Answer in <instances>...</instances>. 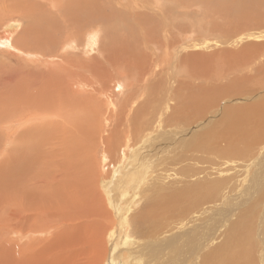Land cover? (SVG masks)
<instances>
[{
    "label": "rangeland",
    "instance_id": "obj_1",
    "mask_svg": "<svg viewBox=\"0 0 264 264\" xmlns=\"http://www.w3.org/2000/svg\"><path fill=\"white\" fill-rule=\"evenodd\" d=\"M100 1L107 5L114 4L115 7L121 9L116 0ZM137 9L139 11V19L145 18L148 22L152 21L150 25L154 24L155 31L157 32L156 36L158 37V40L157 37L155 40L158 42L164 40L162 42L164 44L165 39H167L169 49L163 47L160 53L159 51H152L153 53H150L151 50L146 45L152 41L148 40L146 44H143L144 36H142L141 30V26H144L145 29L149 26L140 22L143 19L139 21L137 18L140 23L134 19L136 12L134 18L127 21H130L133 27L130 28L131 24L129 23L128 28L126 27L127 31L133 32L135 29L134 33H136V37L131 35L132 37L130 36V39L126 41L127 43L131 42L130 45L128 44L127 49L126 44L122 41L124 37L120 36L121 38L119 37L118 41L110 42V45L109 40H107L108 43L105 42V44H108L107 51L105 49L104 52H99L97 48L96 52L99 53L91 52L86 47H81V50L76 49L75 51L68 47V49L70 48L68 50L66 49L65 37L70 33H74L73 31L76 32L74 24H69L68 28L65 26L67 25L65 21L69 23L68 17L65 20L62 15L55 14L58 10L51 9L43 0H36L35 3L34 0H0V96L2 95L0 111L1 107L6 108L5 106H8L7 109H11L20 102L29 101L34 96L44 97L43 95H38L36 92L40 89L42 90L44 84L48 85L46 88L48 91L50 90V86L53 89L56 85L54 80L47 82L50 73H53V69L50 70L48 68L55 67L56 65H67L66 67L72 68L74 63L71 60H75V57L78 59L85 58L86 61L92 58L90 63L88 62V66L91 69L93 68V70L98 68L92 72L105 73L107 71L106 73H108L107 69H109L112 71V81H116L118 74L120 77L123 76L122 70L125 64L126 69L130 73L133 70V74H129L132 75V77L130 76V84H133L146 70V76L150 77L149 82L151 83L157 82L160 79L162 83L169 80L165 86L175 88L178 94L177 98L179 99L180 96L179 100H188L190 98L188 97L190 92L188 88L194 87L193 89H195L200 83L203 84L202 86L205 85V87L208 84L213 86L216 90L213 93L214 96L219 95L221 89L222 91L225 89V92L217 97L218 108L214 109L211 115L204 119L203 122L206 123L202 124L201 128H199V125L193 129H185L189 131L190 136L206 130L208 126H213L215 130L222 129L225 132L223 134L224 140L221 141L223 144L222 149L225 148L223 152L216 150L213 153L207 154V143L199 141L196 136H193L188 142L184 143L186 138L190 136L185 137V140H183L184 138L179 140V137L170 136V132L168 131L173 128L171 126L167 128V135L164 136V138L168 137L169 140L168 138H162L160 142L164 149V154L148 167L149 173L145 175L144 180L142 177L138 181L140 168L135 163L132 164L133 160L130 158L131 156L128 157L133 145L128 148L121 145L115 149V151L125 149L127 156L121 162L127 165V167H124L118 173L115 172L117 179L109 187L110 196L114 204L121 201V204H129L130 206L129 210H127L129 219L120 229V232L115 233L116 241L121 240L123 236H129L127 233L131 230L134 234H137V237L148 239L147 236H143L146 232L159 231L160 225L168 224L170 217L167 216L164 208L169 209L168 213L170 215L173 214L172 209H178L181 212V216L193 215L191 211L193 209V212L195 211L197 215H200L202 212L204 213L201 215V218L203 216V219L208 218L211 235L226 220L222 223L220 233L215 236L213 242L198 250H193L189 247L180 251L179 254L183 256L182 259L185 258L194 262L193 256H196L197 264H232L228 262V258L238 250L239 246H237L236 242L240 240L243 246L249 249L244 255L247 259V264H264V164L255 163L256 158L264 151V142L260 140L261 135L264 140V0H158L156 3L154 0H150V3L137 5ZM87 11L90 12V10ZM111 12L107 8L101 10V15L105 16L107 14L110 17ZM56 18L58 21H54ZM131 20H134V22ZM9 22H15L20 25L9 28ZM127 22L123 24L125 25ZM31 25L34 26L36 32L43 35V38H38L41 40L40 42L33 43L32 37L36 35V32L34 34L33 30H30V32H33L31 34H27V32L23 33ZM37 26L38 28H36ZM95 28L89 29L84 27L82 29L83 33L88 34L87 36H79L80 44L86 40L88 41L89 32ZM21 34H24V36L22 37ZM107 35L110 34L106 32ZM19 36L20 41L18 40V45L20 47L17 46V49L13 43ZM104 38L106 37L104 36L101 39ZM162 38L163 40H161ZM135 39L139 42L133 46ZM114 42H117V44ZM121 43L124 44L122 45ZM118 44L124 47L121 48ZM111 48L119 49L116 50L119 51L118 54L115 53L116 51L111 53L109 51ZM99 49L103 50L104 44ZM86 50L88 52L85 53ZM64 54H67L64 58L66 62L60 63ZM91 54H95L96 56ZM105 55L109 57L105 58ZM92 61L94 62L92 63ZM98 62L103 63L107 69L103 70L102 66L96 67V63L98 64ZM133 62L137 63L134 64ZM132 65L133 67H131ZM135 70L138 71L134 73ZM153 72H157L158 74L156 73L155 76ZM60 75L61 77L63 76V80H58V82L65 84L64 75L59 74L57 76ZM158 75L161 76L158 77ZM202 75L204 77L208 76L205 77L208 80L206 81L205 78H202ZM213 75L214 77H212ZM93 76L91 73L89 74V77L93 81L98 80L97 77L100 79L97 75ZM173 78H175L176 83L171 82ZM177 81L179 82L178 84ZM145 83L143 80V82L139 83V86ZM196 84L197 86H195ZM84 88L86 89L87 87ZM114 89H118L115 96L113 90H108L107 94L110 95L109 99H112L111 101L119 102L117 98L121 97L119 93L121 90L117 87ZM90 90L91 86L86 89V92ZM51 91L49 94H51ZM6 92H12L13 95ZM168 94L167 91L166 99H168ZM147 95L143 94L134 98V100ZM99 96L103 105L106 102L105 108L103 107L104 109H102L106 115H102L101 119H103H100V123L98 122L96 125H93V130L96 134L93 131H89L84 135L85 144L78 147L80 154L77 156L74 155V148H70L71 152H68L69 157L63 163L64 168L61 170L68 177L63 180V177H59L60 175L57 173V175L54 174V180H58L62 187L66 186L68 194L65 196L71 200L73 197L74 202L75 197L73 193H76L77 204L79 206L82 204L84 197L92 195L91 198L94 197L98 203L101 201L102 203L105 202L106 206L104 205L103 209L113 211L115 209L109 197L107 198L102 182L112 176L115 167L120 165V158L107 157L103 162V152L107 148L106 138L108 137V130L111 128V120L107 115L111 113L112 107L110 100L105 99L106 93L100 92ZM4 99L6 103L3 101ZM255 101H257V104H255ZM259 102L263 107L259 106ZM172 103L170 102V105ZM8 104L11 105V108H9ZM230 106H239L240 110H227V107ZM114 109L117 108L115 107ZM1 113L0 121L5 116L2 114L3 116L1 117ZM83 113L88 115V109L83 111L80 116ZM170 113L171 110L167 114ZM10 115L8 118L11 121L4 122L3 126L2 124L0 125V164L2 161L11 163V165H4L5 167L2 170L0 165V203L3 196L6 197L9 192L13 193L12 191L15 190L13 193L16 197L15 209L17 207L18 209L28 207L29 196L33 195L35 197L36 209L45 212V215L42 217L46 218L47 214L51 217L49 213H46L48 212L47 209H63L61 207L62 197H59L58 201L57 196H54L55 192L56 194L59 192L54 189L58 181L53 182L50 179H46L45 182H42L39 179V184L26 183L29 177H34V173H39L42 170L44 173H48L52 169L48 168L51 148L48 145L51 143L47 145V143L43 142L46 139L44 136L46 137L49 134L47 127L39 129L41 130L40 136L44 138L41 140L43 146L39 149L41 155L34 154L33 159L35 161L32 159L34 162L32 160L29 161L30 163L28 162L31 164L30 167L32 166L31 168L35 169L31 171L29 170V165L25 168L28 163L23 166V164L18 163L16 160L13 162L11 159H2L3 150H9L12 147L11 142L16 140V137L28 125H31V123L36 125L41 122L38 120L30 121L28 119L29 123L26 121L24 126H22L19 123L20 118L17 116L18 113H13L12 117ZM108 121L109 123H107ZM183 128H186V126L181 124L180 128L177 129L179 133H181V129ZM43 130L47 135L42 133ZM2 134H5V138L8 139L9 143L5 142L7 140L4 139V135L2 136ZM79 139H83V135L79 136ZM196 140L197 145L192 147ZM45 144L47 147H45ZM247 144L253 145L248 146ZM225 150H227L226 153H224ZM189 153L192 156H189ZM262 158L264 159V155ZM128 160L130 163L127 164ZM45 161H48V163H45ZM154 163L155 165H153ZM15 165L18 168L17 170L14 169L16 168ZM20 166L23 167L21 170H19ZM6 169L12 171H7ZM96 172L98 173V177L96 176ZM252 173L255 175L253 186L256 185L248 193L249 197L243 199L242 194H244L245 188H248L250 185L249 182L251 181L248 180L251 179ZM157 180L158 182H156ZM67 182L71 183L68 184ZM119 182L132 183V185L128 186L130 189L127 200H120V189L125 186L120 185ZM10 183L11 186H9ZM5 185L10 188L7 190ZM17 187H19V194ZM53 198L56 199V202L55 199L53 201ZM13 207L8 206L4 209H14ZM71 209H77V207H74L73 204ZM97 209L102 208L99 207ZM230 209L234 210L231 211ZM211 210H214L215 215L208 217V213ZM0 211H3V209H0ZM231 212H233L232 216L227 219ZM91 217L98 220L95 222L102 221L100 217ZM249 217H251L250 221H248ZM64 223L52 224L48 220L44 221L40 219L38 229L34 230L35 232L33 233H31V230H17V228L13 231L7 230L5 236H3V238L5 237L4 239L2 238V234L0 235V264H100L107 251V254H111L109 255L111 257L116 252L113 249L111 250L110 245L105 240V230L100 233L101 227L96 232L93 229L94 227L82 226L75 228L79 226L76 222L67 221V225ZM234 225L236 226L233 230ZM250 226L252 227V231L250 230L251 235H248L247 230ZM33 237H35L34 244L30 243ZM24 238L25 241L23 240ZM226 240L228 241L227 243L224 242ZM251 240L254 242L253 250L250 248L252 244ZM26 241H28L27 245H25ZM176 244L174 243L171 247L176 246ZM171 247L163 255H168ZM213 249H218V252L211 255L210 252ZM144 257L149 258V255L146 254ZM108 262L112 264L111 260H108ZM194 264L196 263L194 262Z\"/></svg>",
    "mask_w": 264,
    "mask_h": 264
},
{
    "label": "bare ground",
    "instance_id": "obj_2",
    "mask_svg": "<svg viewBox=\"0 0 264 264\" xmlns=\"http://www.w3.org/2000/svg\"><path fill=\"white\" fill-rule=\"evenodd\" d=\"M35 1L36 0H34V3H35ZM43 1L47 5H49L51 7V9L58 10V12H56L55 14L62 15L65 20L68 17L69 23L67 21H65V24H67L65 26L67 28H68L69 24H71V23L74 24L73 26L76 29V32L73 31L74 33H70L67 35V37H65V41H66L65 44L67 46L66 49H68V47H70L72 50L75 51L76 49L81 50L80 49L81 47H86L87 49L91 50V52H93V51L95 53L104 52V50L108 46V44H105V42H107V40H109L108 42L110 45V42H113L115 40L118 41L120 36L124 37V39H122V41L126 44V49H127L128 44L130 45L131 42H130V40H129L130 43H127L126 41L128 39H130L129 37L131 35L133 37L136 35V33H134L135 29L134 30L132 29L133 32L127 31V28L129 26V23H130V21L129 22H127V21L130 19H133L134 14L136 12L137 13H136L134 19L138 23L143 22V24H146L147 26H149L147 29H145L144 26L143 27L141 26V30H142V34H143L142 36H144L143 44H146V42L148 40L152 41V42H149L150 44L146 45L151 50V51L149 50L150 53H153L152 51H155V52L159 51V53H160V51H162L163 47H166V49L167 48L169 49V44H168L167 39H165V43H164L165 46L162 43L164 41L163 38L161 39V40H163L162 42L160 41V39H159L160 42L157 41L158 37L156 36L157 32L155 31L154 24L150 25V22L152 23V21L148 22V20H146L145 18H141L142 16L140 17L141 19L138 18L139 11L137 9V5H140L143 3H150V0H116V3L120 6L121 9H118L117 7H115L114 4H108L107 5L106 3L101 2L100 0H43ZM154 2L156 3V2H158V0H154ZM107 8L112 11L110 17L107 16V14L105 16L101 15V10H105ZM87 10H90V12H88ZM137 18L139 19V21L142 19H143V21L139 22L137 20ZM54 21H58L57 18L54 19ZM131 21L134 22V20H131ZM125 22H127V24L124 25L123 23H125ZM3 23H5V22H3ZM130 24H131L130 28H133L132 23H130ZM19 25L20 24H18V23L12 22L8 26H9V28H11L13 26H19ZM84 27H87L89 29L94 28V27H96V28L89 32L88 41L86 40L87 43L85 44V42H86L85 41V42H82L80 44L79 36L80 35L81 36H84V35L87 36V34H88V33L85 34L82 32V29ZM36 28H38V26ZM30 30H33V32L35 34L36 30L34 29V26H32V25H31V27L28 26L25 29V31H23V33L24 32H27V34L33 33V32H30ZM106 32L109 33L110 35L106 36ZM131 32L134 34H132ZM6 33H9V32H6ZM15 34H13V35H15ZM36 35L32 37L33 43L34 42H40L41 40H39L38 38H43V35L42 34L40 35L38 32H36ZM21 36L23 37L24 34H21ZM104 36L106 37V38H104L105 40L101 39ZM156 37H157V40H155ZM18 40L20 41V36L13 43L15 48H17V46H19ZM138 40H139V38H138ZM138 40L137 39L134 40L133 46L138 44V42H139ZM103 44H104V49L103 50L99 49V48H101V46ZM115 44H117V42ZM118 46H120V45L118 44ZM113 47H114V45H113ZM123 47H121V48H123ZM141 47H143V46H141ZM96 48L99 52H96ZM116 50H119V49L111 48L109 51L111 53H113ZM128 50H131V49H128ZM106 51H107V49H106ZM86 52H88V50H86L85 53ZM91 52H89V53H91ZM118 52L119 51H116L115 53L118 54ZM124 52H126V51L124 50ZM76 53H78V52H76ZM159 53H156V54H159ZM66 55L65 54L62 55V58H61L62 60L60 61V63L66 62L64 60ZM91 55H95V54H91ZM176 56H178V55H176ZM181 56H182V54H181ZM68 57H69V55H68ZM108 57L109 56L105 55V58H108ZM133 58H135V57H133ZM91 59H89V61H86L85 58L84 59H82V58L78 59L77 57H75V60L74 59L71 60V62L74 63V66L72 68L66 67L67 65L66 66H57L56 65L57 67L52 66V68H48L50 70L53 69V73L52 72L50 73V76L48 77L47 82L54 80L56 83V85L53 89H51V86H50V90H52L51 94H49L50 90L49 91L46 90L48 85L44 84L42 90L40 89L38 92H36L38 95H43L44 97L34 96L29 101H23V102L18 103L14 108L12 107L13 109L11 108V105H9V104H8L9 108H11V109H7L8 106H5L6 108L1 107V111H2V113L0 111L1 117L3 116L2 114L5 115V116H3V118H1L2 120L0 121V125L2 124V126H3L4 122L7 123L8 121H11V120H9L8 116L10 114L12 115L13 113H18L17 116H18V118H20L19 123L22 126H24L26 121H27V123H29L28 119L30 121L38 120L39 122H41L40 124H36V125L31 123V125H28L26 127V129H24L23 131L20 130L21 131L20 135L18 137H16V140L11 142L12 147H10V149L8 148L9 150H7V151L3 150L4 153H3L2 159L3 158L11 159L13 162L16 160V161H18V163H21V164H23V166H25L30 160L33 159L34 154H40L41 155V151L39 150L40 148H42L41 146H43L41 144V140L46 138V139H44L43 142L47 143V145L51 143L50 145H48L49 147L51 146L50 152H49V156H50L49 160L51 163L49 162L48 168H52V169H50V172H48V173L47 172L44 173L43 170L40 171L39 173H34L33 174L34 177H32V178L29 177V179L26 181V183L27 184H29V183L39 184V181H38L39 179L42 182L43 181L45 182L46 179H50L53 182L58 181V180H54V174L57 175V173L60 175L59 177H61V178L63 177L62 179L65 180L68 176L66 174H63L61 172V170L64 168L63 163L69 157L68 152H71L70 148L71 147L74 148V152H75L74 155L75 156L80 154L78 147L80 145L85 144L84 135L86 133H88L89 131H93V133L96 134L93 130V125H96V123H98L100 121L102 115L105 114L102 109L105 108L106 102L104 103V105L102 104L99 93L100 92L104 93V94L106 93L107 96H105V99L106 98L109 99L110 95L107 94L108 90H113V93L115 96L117 94L116 91L118 89L116 90L114 88L117 87V88H119V90H121L119 92L121 94V97L117 98L119 102H117V101L113 102V101H111L112 99L111 100L109 99L111 107H112V111H111V113H108L107 116L111 120V124H110L111 128L108 130V137L106 138L107 148L103 152L104 153L103 154L104 155L103 162L106 160L107 157H112V158H118L119 157L120 158V161H119L120 165H117L115 167V170H114V172H112V176L110 178H108L106 181L102 182V186L105 187L104 190L106 192L107 198L109 197L110 202L113 205V208L115 210L110 211L108 209H103L105 202L102 203V201H101L100 203H98L97 201H95L94 197H93L94 199L91 198L92 195H89V196L87 195L86 197H84L82 199V204L79 206L77 204L76 193H73L74 197H75V202H74L73 197L71 200L65 196L68 194V190L66 189V186L62 187L58 181V184L56 186H54V189H56V191H59V192H57V194L55 192L54 196H57L58 201H59V197H62L61 207L63 209H52V210L47 209L48 212H46V213H49V215L51 217H49L47 214L45 216L46 218H44L42 216L45 215V212L41 211L40 209L39 210L36 209L35 197L33 195L29 196L30 199L28 200L29 202L27 203L28 207H26L25 209H18V207H17V209H15L16 208V205H15L16 197L13 194L15 191L14 190V191H12L13 193L9 192L6 197L3 196V199L1 200V203H0L1 204L0 209H3V211H0V235L2 234V238H3V236H5V233L7 232V230L13 231L16 228H17V230H19V229L31 230L32 231L31 233H33V232H35L34 230L38 229V226H39L38 223H39L40 219H43L44 221L48 220V222H51L52 224H57L60 222L63 224L65 222L67 225V221L73 222V223L76 222L79 224V226L75 227V228H80L82 226H86L89 228L94 227L93 228L94 231L97 232V229L99 227H101V230H99L100 233L104 232V230H105L104 238L107 241V243L110 245L111 250L113 249L116 252L113 253L112 257H111V256H109L111 254L108 255L107 254L108 251H107L104 254V257L101 260L100 264H109L108 260H111L112 264H194V262L197 264V257L196 256H193V260H194V262H193L192 260H188L185 258L182 259L183 256H181L179 254V252L186 249V248H189V247L192 248L193 250H195V249L198 250L202 247H206L210 242H213L215 236L220 233V227L226 219L217 227L216 230H214V232L211 235V233L209 232L210 226L208 225V218L203 219L204 216L201 218V215L204 214L203 212L201 214L199 213L200 215H197L195 213V211L193 212V209H192L191 211H192L193 215L181 216L180 215L181 212L178 209H172L173 214L170 215L168 213L169 209L164 208V211L167 212L166 213L167 216L170 217L168 220L169 221L168 224L160 225L159 231L154 230V231L146 232L143 236H147L148 239L137 237V234H134L133 231L131 230L130 232L127 233L129 236H127V237L123 236V238L121 240L119 239L116 241L115 233L116 232L119 233L120 229L123 227V225L127 223L128 219H129V215H128L127 210H129L130 206H129V204H126V205L121 204V201L114 204V202L112 201L111 196H110L111 194L109 192V187L112 184H114L113 183L114 180L117 179L115 172L118 173L119 171H122V169L124 167H127V165H125L121 162L127 156L125 149H122L121 151H115V149L119 148L121 145H124L127 148L133 145V148L130 152V155H128V157L131 156L130 158L133 160L132 164L135 163V165L138 168H140L138 181L141 180L142 177L144 180L145 175L147 173H149L148 167H150L152 165V163L154 161H156L157 158H159L160 156H162V154H164L163 153L164 149H163L160 142H161L162 138H164V136L167 135V128H169L171 126L173 127L170 130L168 129L169 130L168 132H170L169 133L170 136L175 137V138L179 137L180 138L179 140H181V138H184L183 140H185V137H188V135L190 136V134L188 133L189 131H187V130H189V128L193 129L194 127H198L199 125H200L199 128H201L202 127L201 125L206 123V122L205 123L203 122L204 119L208 118L211 115V112L214 109L218 108L217 97L221 96L225 92V89H223V91L221 89V91L219 92L220 94L217 96H214L213 93H215L216 90L214 89L213 86H210L208 84V86L205 87V85L202 86L203 84L200 83L201 85L199 84V86H197V84L195 85V86H197L195 89H193L194 87L188 88V89H190L189 90L190 92L188 95V97H190V98L188 100H186V99L179 100L180 96L178 99L177 98V95H178L177 90L173 87L168 88V86L167 87L165 86V84H168L166 82H169V80L162 83L160 81L161 80L160 79V80H157V82L151 83V82H149L150 77L146 76L147 71L145 70L144 73L142 75H140L135 80V82L133 84H130L132 75H129V74H133V70L130 73L129 70L126 69L127 67L125 64V66H123V70H122L123 76L120 77L118 74V77H116V81H112V79H111L112 71L107 69L104 66V64L101 62H98V64L96 63V67L102 66L103 70L106 68L109 71L108 72L109 74L106 73L107 72L106 70H105L106 72L104 71L105 73H102V72L97 73V71L92 72V71L97 70L98 68L93 70V68L91 69L88 66V62L90 63ZM131 60L133 61L134 59H131ZM94 61H92V63ZM124 63H125V61H124ZM133 63L136 64L137 62L136 63L133 62ZM59 65H61V64H59ZM133 65L131 67H133ZM75 67H77V68H75ZM243 68L245 69V67H243ZM125 70H126V72H125ZM239 70H240V68H239ZM137 71L135 70L134 73H136ZM89 72L92 74V77H94L93 75H97L100 77V79L97 77L98 80L93 81V79L91 77H89V74H90ZM86 73H87V75H86ZM156 73L157 72H155V73L153 72L154 75ZM59 74L64 75V79H65L64 83L65 84H61V82H58V80H63V76L62 77H61V75L57 76ZM202 74H204V73H202ZM204 75H202V78L208 77V76L204 77ZM160 76L158 75V77H160ZM212 77H214V75ZM174 79L175 78H173L172 81L171 80L170 81L175 82L176 80H174ZM205 79H206V81L208 80V78H205ZM143 80L146 83L142 86H139V83L143 82ZM213 80H214V78H213ZM178 83L179 82L177 81V84ZM128 85H129V88H128ZM90 86H91V90L89 92H86V89ZM92 86H94V87H92ZM177 86L179 87V85H177ZM84 87H87V88L85 89ZM179 89H181V88L179 87ZM4 91H5V89H4ZM167 91L169 93L168 99H166ZM2 93H3V91H2ZM6 93L12 94V92L11 93L6 92ZM0 94H1V92H0ZM143 94H148V95L145 97L139 98L137 100H134V98L142 96ZM1 96H0V99L2 98ZM4 96H5V93H4ZM19 97H21V96H19ZM8 98H10V96H8ZM23 98L25 99V97H23ZM0 101H2V99ZM3 101H5V103H6L5 99ZM257 101H255V104H257L256 103ZM10 102L13 103L12 101H10ZM170 102H173L171 104L172 106L170 105ZM215 106H216V108H214ZM253 106H255V105H253ZM259 106L263 107V105L261 103ZM115 107L117 109H114ZM86 109H88L89 114L85 115L86 113L85 114L83 113L84 116L83 115L80 116V114L83 111H86ZM170 110H171V113L167 114L168 111H170ZM227 110H230V111L231 110H240V107L239 106L238 107L230 106V107H227ZM3 112H5V113H3ZM42 112H43V114H42ZM73 115H76L79 117H75ZM107 123H109V121ZM181 124H184L186 126V128L181 129V133H179V131L177 129L180 128ZM17 126H15V127H17ZM43 127H47V130L49 132L48 136H46V137L44 136V138H42L40 136L41 130H39ZM99 129H100V127H99ZM185 129H187V130H185ZM42 133H45L44 130ZM94 134H93V136H94ZM223 134H225V132L222 129L219 128V129L215 130L213 128V126H208L206 130L195 133L194 135H191L190 137L186 138L184 143L188 142L193 136H196L199 141H205L207 143V146H208V148L206 150V153L208 152L207 154L213 153L216 150L223 152V150L225 149V148L222 149L223 144L221 143V141L224 140ZM45 135H47V134L45 133ZM81 135H83V139L78 140L79 136H81ZM183 135H185V136H183ZM2 136L4 137V139H6L5 134H2ZM6 137L9 138L8 136H6ZM85 138H87V137H85ZM165 138L167 139L168 137H165ZM6 140L7 141H5V142H8V139H6ZM168 140H169V138H168ZM260 140H262V142H264L262 135L260 137ZM182 141H181V143H183ZM1 145H3V144H1ZM47 145L45 147H47ZM196 145H197V140L195 141V143L193 144L192 147H194ZM219 145H220V148H219ZM247 145L252 146L253 144H247ZM104 148H105V146H104ZM164 148H165V146H164ZM187 152H189V151H187ZM226 152H227V150H225L224 153H226ZM263 155H264V151L261 152V154L256 158V160H255L256 164H259V163H262V165L264 164V159L262 158ZM167 156H169V155H167ZM189 156H192V154L189 153ZM2 159H1V161H2ZM33 160L35 161V159H33ZM33 160H32V162H34ZM48 161H45V163H48ZM29 163L27 164V166H25V168L28 167V165L30 167L31 164H29ZM43 163H44V161H43ZM128 163H130L129 160H128L127 164ZM2 164H3V166H2ZM8 164L11 165V163H8L7 161H2L0 164L1 170L5 167L4 165L7 166ZM159 164H161V163H159ZM153 165H155V163ZM12 167H11V169H12ZM15 167H16V165H15ZM31 167L29 168V170H31V171L35 170V169H32ZM22 168L23 167H21L19 170H21ZM14 169L17 170L18 168L16 167ZM125 169H127V168H125ZM154 169H156V168H154ZM8 170H10V169H8ZM10 171H12V170H10ZM10 174H12V172H10ZM122 175H124V174H122ZM96 176L98 177L97 172H96ZM169 178H170V176H169ZM254 179H255V175L252 173L251 179L248 180V181H251V182H249L250 185L248 186V188H245V191L243 192L245 195L242 194L243 199L249 197L248 193H250L252 191V187H254L256 185L255 184L253 186ZM158 180L156 182H158ZM10 181H12V180H10ZM149 182H151V181H149ZM67 183L70 184L71 182H67ZM119 183H120V185L125 186V187H122L120 189V191H121L120 200H124V199L127 200L128 194H129V189H130L128 186L132 185V183H128V182L127 183L119 182ZM9 186H11V183ZM9 186H6L7 190L10 188ZM161 186H162V184H161ZM92 188H94V187H92ZM52 190H53V188H52ZM88 191H90V190L88 189ZM17 192L19 194V187H17ZM94 194H95V192H94ZM54 199L55 198H53V201H54ZM55 202H56V199H55ZM72 203L74 204V207H77V209H71L73 207ZM100 205H102V206H100ZM8 206H10V207L14 206L13 207L14 209H12V208L11 209H7V208L4 209L5 207H8ZM98 206L101 207L102 209H97V208H99ZM8 210H11V211H8ZM230 210L232 211L234 209H230ZM214 213H215L214 210H211L208 213V217H212L213 215H215ZM232 214H233V212L230 213V215L227 217V219L229 217H231ZM91 216L100 217V218H102V221L101 222H95L98 220H96L94 217L92 218ZM160 217H162V216H160ZM37 219H38V221H36ZM250 220H251V217L248 218V221H250ZM13 224H14V226H12ZM235 226L236 225L233 226V228H232L233 230H234ZM67 228H69V227H67ZM75 228H73V229L75 230ZM250 230L252 231L251 226L247 230L248 235H251ZM1 232H3V233H1ZM17 233H18V231H17ZM7 234H9V233H7ZM213 234H214V236H213ZM231 234H232V231H231ZM10 235H12V234H10ZM23 235H25V234H23ZM26 236H24V237H26ZM30 236H27V237H30ZM34 238L35 237L31 238L30 243L34 244V242H35ZM23 240L25 241V238ZM251 241H252L251 242L252 244H251L250 248H251V250H253L254 249V242H253V240H251ZM224 242L227 243L228 241L226 240ZM27 243H28V241H26L25 245H27ZM37 243H39V242H37ZM174 243H177L176 246L171 247ZM236 244H237V246H239V248H238V250H236L234 253H232L229 256L228 262H230L232 264H247V259L244 257V255L248 252L249 249L247 247L243 246V244L240 240H238L236 242ZM170 247H171V249L169 251V254L163 255V253L166 250H168ZM22 248H23V246H22ZM23 249H25V248H23ZM217 252H218V249H213L210 252V254L213 255V254H216ZM146 254L149 255V258L144 257Z\"/></svg>",
    "mask_w": 264,
    "mask_h": 264
}]
</instances>
